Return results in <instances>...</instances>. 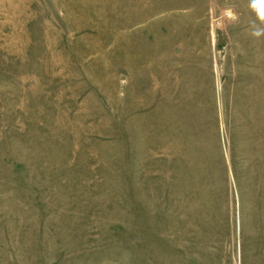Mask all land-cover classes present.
<instances>
[{
	"label": "rangeland",
	"instance_id": "374dc122",
	"mask_svg": "<svg viewBox=\"0 0 264 264\" xmlns=\"http://www.w3.org/2000/svg\"><path fill=\"white\" fill-rule=\"evenodd\" d=\"M248 4L0 0V264H264Z\"/></svg>",
	"mask_w": 264,
	"mask_h": 264
},
{
	"label": "clouds",
	"instance_id": "9594fccd",
	"mask_svg": "<svg viewBox=\"0 0 264 264\" xmlns=\"http://www.w3.org/2000/svg\"><path fill=\"white\" fill-rule=\"evenodd\" d=\"M248 7L256 17V20L251 23V35L256 38L264 36V0H249ZM228 15L235 17V14L230 10Z\"/></svg>",
	"mask_w": 264,
	"mask_h": 264
}]
</instances>
